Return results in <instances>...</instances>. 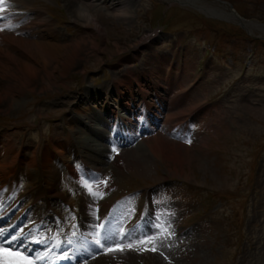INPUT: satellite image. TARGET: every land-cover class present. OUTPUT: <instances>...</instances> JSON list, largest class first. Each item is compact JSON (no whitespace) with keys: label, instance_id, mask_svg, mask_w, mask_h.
Segmentation results:
<instances>
[{"label":"rangeland","instance_id":"rangeland-1","mask_svg":"<svg viewBox=\"0 0 264 264\" xmlns=\"http://www.w3.org/2000/svg\"><path fill=\"white\" fill-rule=\"evenodd\" d=\"M110 1L112 7L107 6ZM29 2L36 8H47L53 14L54 18L50 16L54 24L49 26L43 12L36 10L38 13L35 14L34 8L30 7L33 12L29 16H36L44 27L39 31H28L26 35L22 33L19 37L1 31L0 36L5 35L6 39L3 43L0 40V70L4 63L10 61L14 64L23 59L20 56L22 53L27 56L18 42L12 41L14 37L49 42L54 47L51 51L52 66L48 70L39 66L37 77L23 84L13 78L6 80V83L1 81L5 84L0 86L1 130L7 133L19 131L15 137L22 143H32L36 154L41 155L43 145L39 146V142L42 134L47 135L54 129L50 123L41 124L38 119L43 102H51L53 107L43 112L53 114L52 117H61L64 113L70 117L75 113L81 114L85 105L80 101L75 104L74 93H83L81 86L87 85L83 94L85 96L91 89L90 84L99 87L111 82V75L121 73L117 71L120 65L128 68L124 76L128 78L135 68L145 71L151 69L148 75L161 84L162 90L165 81L162 83V79L157 76L162 73L160 67L169 63L167 66L177 71L183 79L176 81V77L170 83L167 81L168 86L175 88L182 83L187 85L180 89L182 98L178 96L172 100L174 94L167 96L170 89L164 93L169 97V112L177 116L181 112L190 113V110L198 109V114L191 118L196 122V139L189 146L179 142L177 154L180 156L177 161L164 160L154 141L160 137L157 142L161 141L160 148L166 152H171L167 147L171 143L165 144V136L160 134L159 137L153 135L144 144L141 142L128 151L123 150L138 157L144 154L152 171L146 176L139 174L136 168L124 166L128 170L126 173L122 171L125 175L119 177L121 179L116 184V191L159 182L161 179L156 171L161 172L162 176L187 179L201 186L202 191L195 193L180 185L170 190L171 200L166 203L168 215L179 208L183 214L193 208L197 210L201 208L198 200L211 211L204 221L193 226L190 233L195 240L189 247L187 245L190 252L178 253L177 262L169 263L175 260L173 255L177 254L175 250L169 249L165 260L160 257L162 264H264V33L259 35V32L250 31L246 26V29L243 28L241 22L224 16L227 9L222 6L228 5L244 22L264 24V0H116L115 4L114 0H103V5L99 1L86 0ZM80 3L86 5L92 14L94 25L73 23L72 19H76L75 9ZM56 24L61 28V41L59 36L49 33V29ZM156 29L161 30L156 37L151 41H142ZM75 43H80L81 49H76L78 52L73 63L62 71L61 63L73 54ZM208 47L210 54L203 58ZM132 57L134 61H130ZM200 57L202 62L198 61ZM184 93L188 95L184 97ZM193 101L197 104L193 109H188L195 104ZM35 103L39 105L35 106ZM184 107L186 110H183ZM58 120L55 118L53 124L58 123V127L63 129L65 123ZM15 124L24 126L16 129ZM31 124L37 129L30 130ZM72 126L77 129V124ZM78 126L81 127V124ZM87 129L104 139L103 132L89 127ZM95 135L92 136L96 138ZM85 139L93 146H98V138ZM82 140L80 142L86 147L87 144ZM169 141L177 145L173 140ZM148 145L154 152L149 154ZM104 147L102 144L101 149ZM100 153L102 159L98 158L94 171L100 175L97 178H104L107 176L101 169L109 165L110 151ZM27 155L28 149H22L19 155L21 163H24ZM89 156L97 160L95 155ZM168 170L173 175H168ZM24 173L22 175L27 179ZM50 173L54 176L57 189L60 172L58 174L57 168L53 167ZM93 175L96 176L95 173ZM29 181L31 186L25 188L35 191L32 187H37V184L33 176ZM206 191L213 196L209 202L204 200ZM175 197L179 203L175 202ZM158 218L160 216H154L156 224ZM156 229L159 227L153 231ZM203 240H206L205 246H201ZM239 242L241 247H238ZM119 257L121 259L122 256ZM134 261V264H160L152 257H134ZM108 263L115 264L113 261Z\"/></svg>","mask_w":264,"mask_h":264},{"label":"bare ground","instance_id":"bare-ground-1","mask_svg":"<svg viewBox=\"0 0 264 264\" xmlns=\"http://www.w3.org/2000/svg\"><path fill=\"white\" fill-rule=\"evenodd\" d=\"M15 2H18V3L16 4ZM26 3H27V1L25 2L23 0L22 1L21 0H17V1L16 0L15 1L14 0H8V4L10 5V8L9 9L11 11L15 10V14L14 15L16 17H19L24 12H29V14H31L33 12V9L32 8H30L28 6L21 5V4H26ZM222 6L227 9V13H226L227 15L226 14H223L224 16H228L229 18H232V19H235V20L241 22L250 31H256V32H259V33H264V25H259L257 23L247 22V21L244 22L241 18H239L238 16H236V14L233 11H231V9L229 8L228 5L225 4V6L224 5H222ZM75 17H76V19L73 18V20H75V22H78V23L85 22L86 25H94L95 24L94 19L92 18V14L87 9L86 5H83L82 3H80L79 6L75 9ZM50 32H52V35H54L55 37L56 36H59L58 38L61 41L60 38H61L62 35H60V34H62V33H60V31H58V26L57 25H54L52 29H49V33ZM67 35L70 36V34H67ZM4 36L5 35H3L0 40H3L5 42L6 37H4ZM64 37L65 36L63 35V38ZM35 38H36V36H35ZM12 41L13 42H16L17 41L18 44L24 49V52H25V54L27 56L22 55L23 54L22 53L20 56H22V58L23 57L24 58L23 59H20V61L19 60L18 61H15L16 63H14V64L13 63H9L10 62L9 61L7 63H4L3 66L1 65L0 75L2 77H0V86H2V85L5 86V84H2V82L3 83H6V80L11 79V78H13L14 80H17L18 82L20 81L19 83H22L23 84L24 81H28V80H30V79H32L34 77H37L39 66L42 67V68H44V69H46V70H48V68H50L52 66L51 60L53 58H52V52L51 51H52V48H54V47L51 46V44L49 42H46L44 40L43 41H38L36 39H30V38L29 39H26V38H15V37H14V39ZM75 44H76L75 46H73V47L71 46L75 50L73 52V54L69 58H64L63 62L61 63L62 71L67 70L68 67L71 66V64L73 63L74 59L77 56V52L78 51H76V49L77 50L79 49L80 43H78V44L75 43ZM9 53H10V51H9ZM18 55H16V56H18ZM53 57H54V55H53ZM13 58H15V57H13ZM0 60H1V58H0ZM4 61H5V59H4ZM160 70L162 71V73L159 74L157 76V78L158 77L161 78L162 75H163V69L160 68ZM157 72H158V70H157ZM169 77H171L170 80L169 79L167 80V81H169V83H170V81H173L174 78H176V77H177V80L176 81H178L180 79H183L182 77L179 78L177 75L175 76L173 74H171ZM138 81L139 80H137L136 82H138ZM112 83L114 84L112 86H114L113 88H115V91L118 92L119 94H121V92H122L121 91V87H120V85L122 84L121 81H119L118 79H113V82ZM123 83L126 84L125 87H127V88H130L131 85H132V83H130V80H125ZM137 85L140 86L139 91H143V90L146 89V86H142L141 83H138ZM158 85H159V88H160V85L161 84L159 82H158ZM108 86H110V84L106 85L105 92H103V91H99V92L98 91L97 92L96 91H93L92 90V87H91V89L86 92L85 96L82 95L81 98H79V99H81V101H85V99H86L87 105L82 109V111H83L82 115L86 118L87 122L88 121H90V122L91 121H98V122L100 121L101 122L98 125L97 124L96 125L91 124L89 126V128H92L93 130H96L97 132H103L104 131L103 129L106 126L103 127V123L105 122V119L107 117H109L112 114V112L114 111V110H112V108L109 105V102L107 100L108 98L106 97L107 98L106 99L104 97V96H107L106 94H108L106 92V91H108L107 90L108 89ZM181 86L182 85H180L178 87H181ZM6 87H7V85H6ZM170 88H172V87H170ZM11 89H13V88H11ZM88 98H89V100H91L93 98L94 99H96V98L103 99L104 98V100H102V103H104V105H103L104 108L103 107H100L98 104H96V105H93L92 104L91 107H90V104H88V101H87ZM157 107L160 108V106H157ZM91 109H95V111H93V114H92V112L90 113V110ZM188 109H191V108H188ZM96 111L98 112L97 114L94 113ZM74 118H75V121H77V122L80 123V118H78V117H74ZM45 119H47V117ZM168 119H169V116L167 117V120ZM167 120H166V122H167ZM166 122H165V124H166ZM101 124H102V126H101ZM104 125H105V123H104ZM167 126H169V125H167ZM167 126H166V129H168ZM101 127H103V128H101ZM159 134L162 135V136H164V134H162V133H159ZM83 140L87 144V145H85L87 148L86 147H83L82 143L80 142L81 145H82V147L84 149H87L88 151H91V152H89L90 155H92V156L95 155L94 157H97V160H96L95 158L89 156V159H92L94 161V164L92 165L93 166L92 174L94 172L95 173L97 172V171H94L95 170L94 169V166H96L97 161H98V158L101 159L99 156L102 157V155H101L100 152H102V154H103L105 152L107 153V151H110V163L106 167V169L105 168H102L101 170H102V173L105 174L107 177L108 176H112V178L111 177H108V178H110V181H112V182L114 181L115 178H119V177H122L124 175L123 172H122L123 170H124V173H125V170H128L124 166H126L127 168H130L131 167V169L136 168L137 169V172L139 174L146 175V176L147 175L149 176L150 173H151V171H152V169L150 167V164H147L146 163L144 154H143V156L139 155V157H140L139 158L137 154H134V153L131 154L130 152H124L123 150H125V149H122L121 148L120 151H119L120 153L118 152V154L115 155L114 152H112L110 150V146L105 145V147L103 146L104 149L103 148L101 149L102 146L100 148L99 147H95L87 139H83ZM154 142H156V144L158 143L157 141H154ZM174 142H176V141H174ZM153 146H155V145H153ZM147 147L149 149L148 150L149 154L152 153V152H154V150L152 149L151 146L149 147V145H148ZM167 147L170 148V151L171 152H166L164 149L162 150L164 160H167V161H177V160H179V156L180 155L178 156V154H177L178 153V150H177L176 144H174V143L171 142V145L168 144ZM57 151L60 152L61 155L64 152L61 149H59ZM157 151H159V150H157ZM3 156H4V153L2 155H0V163L2 164L0 166V168H2L5 165V163H6V160L5 159L3 160ZM74 158L75 159H84L83 158V151H81V150H75ZM114 158H115V160H114ZM48 159H49V157H45L44 158V160H48ZM63 160L65 161L66 160V157H64ZM189 162H190V160H189ZM97 169H99V168H97ZM10 172H12V170H10ZM97 179H99V178H95V180H97ZM93 181H94L93 178H90L86 183L84 182L88 189H89V186H90L89 183L92 185V182ZM90 188H91V186H90ZM45 194H48V192H45ZM88 201H89V203H92L91 200L88 199ZM91 213H92V211H91ZM87 215H90V214L87 213ZM87 219L90 220V216H87ZM125 257L127 259L125 261L126 264H134V262H133L134 261L133 260V256H131V255L126 256L125 255ZM97 262H98V260H96L94 262L92 261L91 264H101V263H97ZM106 263L109 264L108 261H106Z\"/></svg>","mask_w":264,"mask_h":264},{"label":"snow or ice","instance_id":"snow-or-ice-1","mask_svg":"<svg viewBox=\"0 0 264 264\" xmlns=\"http://www.w3.org/2000/svg\"><path fill=\"white\" fill-rule=\"evenodd\" d=\"M89 190L91 191L90 186H89ZM0 236H3L4 239H7V237L4 236V234H3L2 232H0ZM26 238H27V237H25V236H23V235H21V236H19V237H17V236H13V237H12V240H13V241L19 240V241L22 243ZM34 242L42 243V242H44V241L41 240V239H36ZM96 244L102 246V242H101L99 239L96 240ZM39 259L42 260L43 258L41 257V258H39Z\"/></svg>","mask_w":264,"mask_h":264}]
</instances>
